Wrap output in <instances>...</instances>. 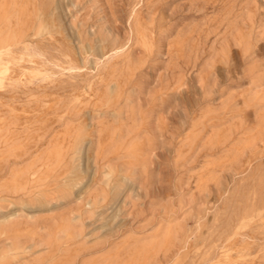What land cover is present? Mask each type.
I'll return each instance as SVG.
<instances>
[{"label":"rangeland","instance_id":"374dc122","mask_svg":"<svg viewBox=\"0 0 264 264\" xmlns=\"http://www.w3.org/2000/svg\"><path fill=\"white\" fill-rule=\"evenodd\" d=\"M0 264H264V0H0Z\"/></svg>","mask_w":264,"mask_h":264}]
</instances>
